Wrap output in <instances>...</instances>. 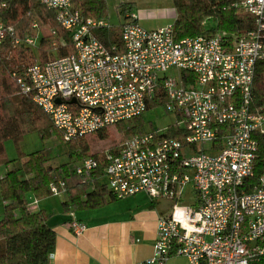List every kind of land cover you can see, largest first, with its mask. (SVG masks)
Returning a JSON list of instances; mask_svg holds the SVG:
<instances>
[{"label": "built area", "instance_id": "2783aa9c", "mask_svg": "<svg viewBox=\"0 0 264 264\" xmlns=\"http://www.w3.org/2000/svg\"><path fill=\"white\" fill-rule=\"evenodd\" d=\"M14 1L0 0V53L8 43L33 52L34 63L13 78L19 94L44 111L64 142L135 121L164 98L166 111L177 118L165 130L131 135L117 154L103 153V177L114 199L147 193L176 205L158 221L153 256L137 264H168L176 257L188 264H254L264 258V176L251 182L256 135L264 126V109H253L257 64L264 58V0L232 5L256 25L231 39L218 32L176 40L173 25L147 30L129 13L119 27L122 45L111 48L96 35L113 28L106 19L86 18L74 0H38L56 13L74 48L44 63L43 28L53 37L59 32L34 18L35 35L18 37L4 21ZM65 46V40L54 42L52 51ZM170 130L182 137L166 136ZM99 167L90 156L71 173L86 184ZM188 186L194 202L180 205ZM68 187L67 179L56 176L51 193L66 194ZM29 209L36 211L32 204ZM70 228L77 236L88 230L78 221Z\"/></svg>", "mask_w": 264, "mask_h": 264}, {"label": "trees", "instance_id": "16d2710c", "mask_svg": "<svg viewBox=\"0 0 264 264\" xmlns=\"http://www.w3.org/2000/svg\"><path fill=\"white\" fill-rule=\"evenodd\" d=\"M176 9L177 18L174 23L176 40L187 37L212 36L218 32H225L228 38L251 32L255 29L256 19L253 16L241 14L233 7L240 0H171ZM74 5L81 10L86 18L104 19L107 15L106 0H74ZM119 11L123 17L135 13L133 4H121ZM31 15L29 16V14ZM34 18L59 32L57 37L44 32L40 44L42 62L64 57L74 52L70 36L57 23L56 13L49 11L38 0H15L4 14V21L8 26L16 29L17 36L22 38L35 35L32 29ZM128 22L129 20L126 19ZM207 21L217 23V28L208 30ZM100 42L111 48L122 45L120 28L100 29L96 32ZM65 40L66 46L59 47L53 52V43ZM33 57V52L24 47L14 48L10 43L3 46L0 53V197L4 203V215L0 221V264H50L52 255L56 251V233L48 225V215L43 211L29 209L30 196L36 199L51 197V185L56 175L67 179L72 176L69 165L65 164L56 169L50 167L49 157L45 151L32 153L28 156L20 155L17 160H9L6 155V142L14 141L19 144L28 132H38L42 139H50L55 134L51 120L31 98L19 94V86L13 74L22 73L31 63H23V59ZM253 94V109H264V58L258 62ZM167 103L164 98L163 105ZM152 102L148 109L158 106ZM147 109V110H148ZM141 118L135 121L141 120ZM131 128L126 123L120 124L132 135L145 133L144 124H136ZM109 129L91 136H98L101 140L108 138ZM171 138H181L182 135L170 130L167 135ZM62 138V137H61ZM90 137H83L68 143L71 155H79L80 161L92 156L100 162V167L93 174L90 183L79 185L76 189H68L70 200L77 207L95 209L105 205L108 190L99 183L107 167L104 154L90 155ZM258 158L255 162V177L264 176V134L258 133ZM120 148L113 150L114 154ZM19 167H13L1 173V167L6 168L24 160ZM93 189V191H90ZM111 196V195H110ZM86 197L85 201L82 198ZM113 198V197H112ZM114 199V198H113ZM116 200V199H114ZM254 264H264V258Z\"/></svg>", "mask_w": 264, "mask_h": 264}, {"label": "crops", "instance_id": "0c3cea01", "mask_svg": "<svg viewBox=\"0 0 264 264\" xmlns=\"http://www.w3.org/2000/svg\"><path fill=\"white\" fill-rule=\"evenodd\" d=\"M135 14L140 26L147 30L171 26L170 21L177 18L175 7L165 22L154 26L150 25L156 22L150 14L138 11ZM11 169L12 166L6 171ZM74 177L67 178L69 190L83 185ZM99 183L107 187L105 177L99 178ZM85 200L83 197L82 201ZM159 201L147 193L114 200L109 193L105 205L89 209L76 207L69 193L40 200L30 196L32 207L48 215V225L56 233V251L50 264H137L150 259L157 239L158 221L161 216L168 215ZM73 221L85 224L88 228L86 233L77 236L70 228ZM168 264H188V261L176 257Z\"/></svg>", "mask_w": 264, "mask_h": 264}, {"label": "rangeland", "instance_id": "374dc122", "mask_svg": "<svg viewBox=\"0 0 264 264\" xmlns=\"http://www.w3.org/2000/svg\"><path fill=\"white\" fill-rule=\"evenodd\" d=\"M106 2L107 15L105 19L109 21L114 28H119L124 20V17L119 11L121 4H133L136 11L150 14V17L154 18L153 20L156 21L151 23V26H154L159 22H165L164 20L168 18L169 13L174 11L173 2L171 0H106ZM175 21L174 17L170 21V25H174ZM206 26L208 30L216 29L217 23L214 21H207ZM43 32L47 33L48 30L43 28ZM34 52L36 56L39 55L36 50ZM33 61V57L31 56L23 59L24 64L31 63ZM175 72L176 71L171 70L169 75H175ZM176 120L177 118L175 115L168 113L165 105L160 104L156 107L148 109L144 113L141 120L127 123V126L131 128L132 126H137L136 124L143 123L144 130L146 131H152L154 128L158 130H165L169 126H173L176 123ZM131 133V131L127 132L126 129L124 130L121 127L115 126L109 129L108 138L106 140H101L98 136L90 137L88 140L90 145V155L103 154L107 151H113L120 148L125 140L132 135ZM39 151L46 152L50 159L48 165L54 169L68 164L69 169L73 170L81 162L79 155H71L72 152L69 144L64 142L61 137L56 136L55 134L52 138L44 140L38 132L32 131L26 133L19 144H16L11 140L6 142V155L9 160H17L20 155L28 156ZM23 161L25 160L18 161L16 164L12 165V168L14 166L19 167ZM5 171L6 166H2L1 173H5ZM72 182L73 180L70 181V183ZM193 197V188L191 186L186 187L184 201L183 204L180 205H191L194 202ZM159 204L164 206L168 215L172 214L176 207L175 202L169 200H161L159 201ZM3 215L4 203L0 197V221L3 219Z\"/></svg>", "mask_w": 264, "mask_h": 264}]
</instances>
